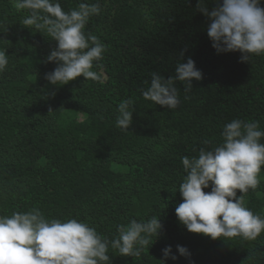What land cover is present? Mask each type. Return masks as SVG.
I'll list each match as a JSON object with an SVG mask.
<instances>
[{
    "label": "trees",
    "instance_id": "16d2710c",
    "mask_svg": "<svg viewBox=\"0 0 264 264\" xmlns=\"http://www.w3.org/2000/svg\"><path fill=\"white\" fill-rule=\"evenodd\" d=\"M59 2L69 12L82 0ZM99 3L100 14L84 31L106 46L93 67L100 79L53 85L45 77L57 64L46 58L57 42L22 24L29 10L0 0V51L9 60L0 72V216L38 209L46 219L84 221L109 239L120 224L156 216L163 230L149 250L135 258L110 249L111 264H163L168 246L178 259L166 264H264V232L255 240L213 239L188 231L176 215L183 156L221 144L222 128L233 119L259 121L264 130V55L242 62L238 51L218 54L199 0ZM205 5L211 11L217 3ZM188 58L203 78L187 92L177 81L176 109L143 98L153 72L175 76ZM127 99L134 101L133 120L122 129L115 121ZM258 179L245 206L264 218V166ZM177 245L191 256H180Z\"/></svg>",
    "mask_w": 264,
    "mask_h": 264
},
{
    "label": "clouds",
    "instance_id": "9594fccd",
    "mask_svg": "<svg viewBox=\"0 0 264 264\" xmlns=\"http://www.w3.org/2000/svg\"><path fill=\"white\" fill-rule=\"evenodd\" d=\"M211 11L205 0H199L197 10L210 19L207 34L217 53L240 52L241 61L252 55H264V7L261 0H216ZM17 10H29L22 20L25 26H34L57 42L47 56V62L57 67L46 74L53 85H64L77 77L99 80L93 70L94 62L103 58L106 46L99 38L84 29L91 16L99 15L101 5L82 2L78 8L65 12L59 0H14ZM43 13V14H41ZM183 55V54H181ZM9 63L6 52L0 51V72ZM151 81L141 94L168 109L180 104L177 81L190 91L192 81L203 78L191 58L178 63L176 75L165 78L151 74ZM132 99L118 105L115 124L128 129L133 120ZM222 143L211 149L200 148L198 156H183L185 176L179 185L183 202L176 207L178 220L193 233H202L213 239L241 236L255 240L264 232V218L245 206V195L255 190L258 175L264 166V130L259 121L233 119L220 133ZM210 142L205 140L204 144ZM211 187L210 192L204 189ZM237 190L243 195L237 196ZM161 218L132 219L117 226L118 236L109 239L84 221L46 219L38 209L0 216V264H111L109 250L120 256L141 257L149 250L161 231ZM180 256L190 257V251L177 245ZM166 260L178 259L168 246L162 250Z\"/></svg>",
    "mask_w": 264,
    "mask_h": 264
}]
</instances>
